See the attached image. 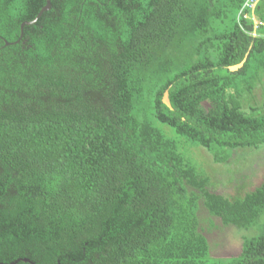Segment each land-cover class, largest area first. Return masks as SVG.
Listing matches in <instances>:
<instances>
[{"label":"trees","instance_id":"obj_1","mask_svg":"<svg viewBox=\"0 0 264 264\" xmlns=\"http://www.w3.org/2000/svg\"><path fill=\"white\" fill-rule=\"evenodd\" d=\"M245 2L51 0L21 31L47 0H0V264H264V181L231 199L188 154L264 146ZM213 217L255 231L237 256H211Z\"/></svg>","mask_w":264,"mask_h":264},{"label":"rangeland","instance_id":"obj_2","mask_svg":"<svg viewBox=\"0 0 264 264\" xmlns=\"http://www.w3.org/2000/svg\"><path fill=\"white\" fill-rule=\"evenodd\" d=\"M243 105L249 115H259L264 112V77L251 94H245ZM159 126L178 143L187 144L173 129L162 124ZM180 151L185 150L180 146ZM188 151L194 163L210 177L212 189L231 199L243 197L264 181V146L237 150L226 163H215L210 153L200 147H189ZM204 222L206 228L204 234L209 241L213 258L237 256L241 250L243 237L255 234L254 230L246 231L232 225H223L214 217L212 221L205 219Z\"/></svg>","mask_w":264,"mask_h":264},{"label":"water","instance_id":"obj_3","mask_svg":"<svg viewBox=\"0 0 264 264\" xmlns=\"http://www.w3.org/2000/svg\"><path fill=\"white\" fill-rule=\"evenodd\" d=\"M51 8V0H47V5L39 12L38 17L36 18V20H34L33 22H25L21 25V31H23V27L24 25H29L32 24L34 22L37 21V19L46 11H48ZM243 64V63H242ZM242 64L238 65V66H234L231 68V71H235L236 69H238L240 66H242ZM163 102L164 104H166L168 107L171 108V104L169 101V97H168V93L166 92L164 97H163Z\"/></svg>","mask_w":264,"mask_h":264},{"label":"built area","instance_id":"obj_4","mask_svg":"<svg viewBox=\"0 0 264 264\" xmlns=\"http://www.w3.org/2000/svg\"><path fill=\"white\" fill-rule=\"evenodd\" d=\"M258 1L259 0H246L245 4H244V6L240 12L243 15V18L248 17V12H251L255 9ZM251 19L253 20L255 28H257L258 26L261 25V22L258 21L257 19H255L254 17H251Z\"/></svg>","mask_w":264,"mask_h":264}]
</instances>
